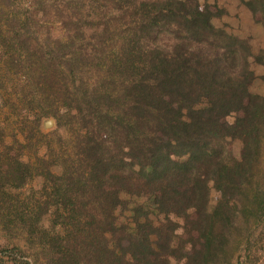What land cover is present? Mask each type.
<instances>
[{
  "label": "trees",
  "instance_id": "16d2710c",
  "mask_svg": "<svg viewBox=\"0 0 264 264\" xmlns=\"http://www.w3.org/2000/svg\"><path fill=\"white\" fill-rule=\"evenodd\" d=\"M242 1L264 14V0ZM167 4L164 19H154L146 28L155 35L169 32L168 43H150L126 57L123 65L132 78L123 84L122 98L99 94L88 103L90 117L81 126L85 131L75 138L78 154L71 164L76 163V170L69 160L59 175L50 167L48 173L32 169L52 178L53 205L64 209L57 220L71 227L53 237V249L61 254L57 264H132L129 252L142 254L138 264H171L169 258H179L182 246H174L178 224L170 216L187 219L191 209L197 212L193 225L203 240L192 255L195 264H218L225 250L238 208L234 199L246 189L261 157L264 96L250 91L255 73L247 40L217 28L199 0ZM111 100L123 108L115 117L118 134L113 140L112 131L105 135L101 129L117 113ZM240 109L242 117L222 123ZM229 138L242 141L241 160L225 157ZM169 154L181 160L175 162ZM32 177L29 163L12 158L0 171V188H22ZM210 182L220 192L213 207ZM126 196L147 197L149 207L167 219L157 227L138 223L135 233L124 236L129 247L114 239L124 229L115 211L127 207ZM13 262L30 264L16 257Z\"/></svg>",
  "mask_w": 264,
  "mask_h": 264
},
{
  "label": "rangeland",
  "instance_id": "374dc122",
  "mask_svg": "<svg viewBox=\"0 0 264 264\" xmlns=\"http://www.w3.org/2000/svg\"><path fill=\"white\" fill-rule=\"evenodd\" d=\"M168 1L0 0V171L12 158L29 163L33 171L24 187L0 188V264H14L15 257L30 264H57L61 258L53 249V237L57 232L67 234L71 227L57 220L64 209L53 205L52 178L32 169L48 173L50 167L59 175L69 160L68 166L76 170V163L71 164L78 154L75 138L85 131L81 126L90 117L88 103L99 94L122 98L123 84L132 78L123 65L126 57L150 43H168L169 32L155 35L146 28L154 19H164ZM199 4L201 10L212 13L217 28L248 41L255 73L250 91L264 96V14L250 10L242 0H199ZM111 101V110L117 113L111 124L103 121L101 129L105 135L112 131L113 140L118 134L115 117L123 108L119 110ZM173 104L179 107L177 101ZM243 115V110H236L222 123H234ZM242 149L240 139L229 138L223 153L241 160ZM168 156L175 162L181 160ZM245 187L234 199L238 206L235 222L218 264H264V140ZM126 199L127 207L115 211L117 224L124 229L114 239L121 238L129 247L124 236L135 233L138 223L157 227L167 219L149 207L147 197ZM219 199L220 192L210 182V206ZM170 218L178 224L174 246H182L180 257L169 258L170 263L195 264L192 255L203 242L193 225L197 212L189 210L187 219ZM127 257L138 264L142 254L129 252Z\"/></svg>",
  "mask_w": 264,
  "mask_h": 264
}]
</instances>
